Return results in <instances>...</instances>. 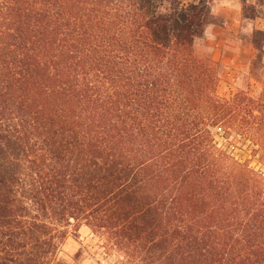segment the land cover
Masks as SVG:
<instances>
[{
    "label": "trees",
    "instance_id": "obj_1",
    "mask_svg": "<svg viewBox=\"0 0 264 264\" xmlns=\"http://www.w3.org/2000/svg\"><path fill=\"white\" fill-rule=\"evenodd\" d=\"M169 2L0 0V264H49L84 223L124 264H264V154L213 132L264 145V102L218 95L192 50L218 18Z\"/></svg>",
    "mask_w": 264,
    "mask_h": 264
},
{
    "label": "rangeland",
    "instance_id": "obj_2",
    "mask_svg": "<svg viewBox=\"0 0 264 264\" xmlns=\"http://www.w3.org/2000/svg\"><path fill=\"white\" fill-rule=\"evenodd\" d=\"M244 6L243 0H241ZM241 13L230 12L226 16L218 18V22H213L217 25L216 33L227 34L232 40L234 39V33H228L226 21H234L240 17L242 20H252L244 18L243 7ZM253 21V20H252ZM260 25V22H258ZM222 26V27H221ZM256 26V22H255ZM220 29V31L218 30ZM226 28V29H225ZM258 28V27H256ZM255 30V29H254ZM250 37H240L244 40H250L253 38L255 31ZM203 58L210 61L213 65L215 74H218L217 93L220 97L232 98L240 90L249 91V94L256 96L258 99H262L264 102V53L259 56L258 50L256 49V58L253 63L249 65L244 71L241 70L240 74H236L235 71H231L227 65L213 58V51L203 56ZM246 71V75H243L242 81L239 79L242 74ZM230 73V74H229ZM253 74L260 76L259 82L255 81ZM255 78V79H254ZM232 83V85H231ZM249 84L251 85L249 87ZM240 126H233V130H237ZM215 133L216 142L220 148L226 149L228 152L233 153L241 160H245L252 150L256 147L259 148L257 157H261L264 154V145L254 144L251 139H247L244 133L231 135L227 138L224 129L213 128ZM251 133V134H250ZM256 132H248V136L255 134ZM258 135V132H257ZM251 166L255 167L264 174V161H258L253 159ZM49 264H124L122 256L117 248H114L105 242V239L98 233H96L87 224H73L68 227L65 237L59 244L54 256L52 257Z\"/></svg>",
    "mask_w": 264,
    "mask_h": 264
},
{
    "label": "clouds",
    "instance_id": "obj_3",
    "mask_svg": "<svg viewBox=\"0 0 264 264\" xmlns=\"http://www.w3.org/2000/svg\"><path fill=\"white\" fill-rule=\"evenodd\" d=\"M190 3H199V0H181V6L187 7ZM206 3L210 9L209 15L213 19H217L221 16H226L228 12H240L243 7L241 0H206ZM248 4L255 5L258 10L264 8V5H258L257 0H247ZM166 5V6H165ZM170 10L169 0H164V4L158 9L160 13H167ZM216 28L215 23H207L203 27L202 36H193L192 50L197 56L203 57L210 54L213 51L212 44L216 41ZM256 29L255 21L242 20L239 29V37H250L253 30ZM243 75H246V71L239 78L241 81Z\"/></svg>",
    "mask_w": 264,
    "mask_h": 264
},
{
    "label": "crops",
    "instance_id": "obj_4",
    "mask_svg": "<svg viewBox=\"0 0 264 264\" xmlns=\"http://www.w3.org/2000/svg\"><path fill=\"white\" fill-rule=\"evenodd\" d=\"M254 21L256 22V27L264 30V16H258ZM258 22H260V25H258ZM226 23V32L229 34L234 33L233 36L235 35V37L232 40L226 33L220 34V32H217V39L212 44L213 58L224 62L231 71L233 70L236 74H240V71H244L256 58V47L252 39L244 40L239 37V29L242 23L241 17L240 19L236 18L234 21L228 19ZM220 29L218 28L219 31ZM255 81L259 82L257 79Z\"/></svg>",
    "mask_w": 264,
    "mask_h": 264
}]
</instances>
